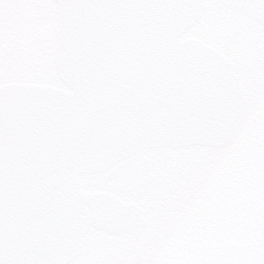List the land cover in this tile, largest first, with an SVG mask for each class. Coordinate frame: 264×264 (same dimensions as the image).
Segmentation results:
<instances>
[{"label":"snow or ice","instance_id":"6c2138e0","mask_svg":"<svg viewBox=\"0 0 264 264\" xmlns=\"http://www.w3.org/2000/svg\"><path fill=\"white\" fill-rule=\"evenodd\" d=\"M80 9L170 13L154 31L208 92L177 81L163 107L140 106L152 131L131 156L77 171L81 196L123 189L135 201L132 232L100 244L96 220L124 216V205L89 201L65 216L74 239L28 243L6 211L11 83L56 82L57 14ZM189 38L199 43L186 48ZM0 264H264V0H0Z\"/></svg>","mask_w":264,"mask_h":264},{"label":"water","instance_id":"95a60500","mask_svg":"<svg viewBox=\"0 0 264 264\" xmlns=\"http://www.w3.org/2000/svg\"><path fill=\"white\" fill-rule=\"evenodd\" d=\"M169 15L142 9L59 12L57 69L65 87L11 83L5 149L10 231L22 226L28 243L74 239L77 225L64 229L65 216L77 217L89 201L124 205V216L96 220L99 229L114 235L134 230L124 217L132 214L135 201L103 190L81 196L73 180L81 168L131 156L137 139L152 131L140 106L163 107L177 81H190L207 94L195 65L186 64L174 45L164 47L154 31ZM197 43L189 38L185 47ZM164 115L156 112L152 119ZM68 194L74 196L72 207Z\"/></svg>","mask_w":264,"mask_h":264},{"label":"rangeland","instance_id":"374dc122","mask_svg":"<svg viewBox=\"0 0 264 264\" xmlns=\"http://www.w3.org/2000/svg\"><path fill=\"white\" fill-rule=\"evenodd\" d=\"M58 20H59V13L57 14V26H58ZM57 74H58V79L54 83L53 82L42 83V82H35V81H24V82H28V83H41V84H52V85L64 87V84H63L62 80L60 79V76H59V73H58V69H57ZM13 82H17V81H13ZM94 190H102V189H100V188H92L89 191H94ZM124 191L125 190L121 189V190H114V191H111V192L116 193L117 195H119L124 200L133 201V200L127 199L125 197ZM113 236H114L113 234H110V233H108V232H106L104 230L99 229V237L100 238H99V241L98 242L100 244L108 243Z\"/></svg>","mask_w":264,"mask_h":264}]
</instances>
